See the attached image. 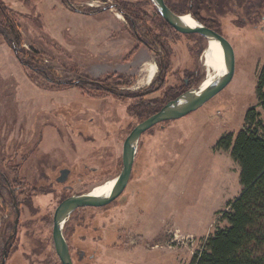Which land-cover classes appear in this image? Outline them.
I'll return each instance as SVG.
<instances>
[{"label": "rangeland", "instance_id": "obj_1", "mask_svg": "<svg viewBox=\"0 0 264 264\" xmlns=\"http://www.w3.org/2000/svg\"><path fill=\"white\" fill-rule=\"evenodd\" d=\"M165 1L202 24L195 12L217 22L214 29L235 49L233 79L202 107L142 134L120 196L69 216L63 233L74 264H192L208 236L227 224L222 213L242 190L240 165L217 142L238 133L258 103L264 0H218L211 8ZM2 2L0 23L5 14L21 43L16 51L0 34V251L15 233L16 197L21 216L6 264H62L53 238L56 207L121 172L125 139L150 116L144 104L159 97L161 109L173 85L184 92L206 78L208 41L175 29L153 0ZM120 2L133 4L134 25ZM91 8L101 10L89 14ZM161 33L172 53L169 69L159 67L166 50L152 41ZM148 62L157 72L146 82ZM82 76L106 77L110 89L77 86Z\"/></svg>", "mask_w": 264, "mask_h": 264}, {"label": "trees", "instance_id": "obj_2", "mask_svg": "<svg viewBox=\"0 0 264 264\" xmlns=\"http://www.w3.org/2000/svg\"><path fill=\"white\" fill-rule=\"evenodd\" d=\"M196 1H199V5L205 1L207 7L211 8L218 0ZM3 4L5 3H0L2 13L6 7ZM117 4L134 25L137 18L134 15L136 16L137 13L132 14L129 11V7L133 4L129 2ZM78 10L81 11V9ZM100 10L101 8H91L87 12L94 14ZM195 16L209 27L214 28L217 25L216 21L203 19L197 12H195ZM0 34L17 51L19 43H21L20 32L5 14H3L0 23ZM163 37L165 39V35L161 33L156 36L157 39L153 37L152 41L154 40V44L162 45L166 50V55L161 56L158 61L159 67L169 69L172 53L168 43L166 45L167 41L162 39ZM38 53L36 49H33L34 55H38ZM20 59L24 64H27V61L21 57ZM39 70L43 71L41 68ZM107 80L106 77L92 79L82 76L75 83L80 87L92 85L99 90H109L110 83ZM180 87L173 85V92L166 93L165 97L168 100L175 98L183 92ZM256 93L258 103L247 110L244 126L238 133H228L217 142L218 148L231 150L233 159L240 165L242 190L237 197L228 202V209L222 213V218L227 221V224L218 226L208 236L202 250L194 256L192 264H264V119L259 109L264 110V64L258 74ZM159 103V97L149 99L144 104L145 112L150 115L156 113L160 110Z\"/></svg>", "mask_w": 264, "mask_h": 264}, {"label": "water", "instance_id": "obj_3", "mask_svg": "<svg viewBox=\"0 0 264 264\" xmlns=\"http://www.w3.org/2000/svg\"><path fill=\"white\" fill-rule=\"evenodd\" d=\"M161 15L175 29L182 33H199L207 41L216 40L223 46L225 52V72L217 79L206 86L190 88L169 100L159 111L148 116L138 123L127 136L123 146V169L116 176V184L106 195H93L91 192L74 194L59 203L54 213L53 238L56 251L62 264H74L69 244L64 236L63 228L66 218L78 208L84 206H103L109 204L127 187L131 178L133 165L138 152L141 136L148 129L157 123L178 119L202 107L206 102L222 91L233 79L236 66V53L230 40L220 31L199 22V25H186L182 21V14L176 13L165 0H153ZM69 170H62L64 176ZM16 230L20 219V209L17 207ZM63 225V226H62ZM1 264H5L3 261Z\"/></svg>", "mask_w": 264, "mask_h": 264}, {"label": "bare ground", "instance_id": "obj_4", "mask_svg": "<svg viewBox=\"0 0 264 264\" xmlns=\"http://www.w3.org/2000/svg\"><path fill=\"white\" fill-rule=\"evenodd\" d=\"M181 18L186 25H199V21L190 13L182 14ZM203 58L204 64L207 67V76L200 85L206 86L208 84H211L212 82L217 81V79L226 70L225 52L220 42L216 40L208 41V45L204 51ZM144 72V79L146 80V82L151 81L157 72L156 64L148 62L144 68ZM115 184L116 177L94 186L89 192H91V194L93 195H106L113 189ZM67 220L68 218H66V221Z\"/></svg>", "mask_w": 264, "mask_h": 264}, {"label": "flooded vegetation", "instance_id": "obj_5", "mask_svg": "<svg viewBox=\"0 0 264 264\" xmlns=\"http://www.w3.org/2000/svg\"><path fill=\"white\" fill-rule=\"evenodd\" d=\"M20 204L21 203H19V201L16 199V197H15V200H14V205H15V211H16V218H17V207L20 209V216H21V208H20ZM16 218H15V222H14V225H13V230H14V232L15 233H13V234H11L8 238H7V240L5 241V243H4V246H3V248H2V250L0 251L1 252V262H0V264L3 262V261H5V264H6V260H7V257H8V255H9V247H10V245H11V243L12 242H10V239H12L15 235H16V232H17V230H16ZM19 221H20V219H19ZM18 224H19V222H18ZM18 224H17V229H18Z\"/></svg>", "mask_w": 264, "mask_h": 264}]
</instances>
